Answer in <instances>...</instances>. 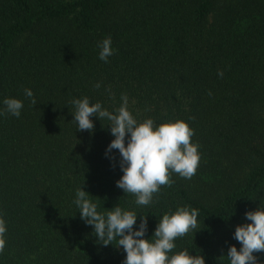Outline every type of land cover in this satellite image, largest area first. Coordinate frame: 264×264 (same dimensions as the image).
Masks as SVG:
<instances>
[{"label": "trees", "instance_id": "16d2710c", "mask_svg": "<svg viewBox=\"0 0 264 264\" xmlns=\"http://www.w3.org/2000/svg\"><path fill=\"white\" fill-rule=\"evenodd\" d=\"M123 94L138 121L184 119L199 145L196 174L173 173L147 206L116 186L110 122L94 115L89 132L73 120L72 100L114 111ZM5 98L24 106L19 117L0 115V264H123V247L98 243L81 219L82 186L99 212L133 210L134 228L147 216L149 239L165 213L198 209L200 229L177 238L173 253L205 264H230L236 226L264 206V0H0V112ZM254 255L264 264V252Z\"/></svg>", "mask_w": 264, "mask_h": 264}, {"label": "clouds", "instance_id": "9594fccd", "mask_svg": "<svg viewBox=\"0 0 264 264\" xmlns=\"http://www.w3.org/2000/svg\"><path fill=\"white\" fill-rule=\"evenodd\" d=\"M99 47V58L107 62L114 54L111 36L100 42ZM218 76L223 77V71H218ZM100 86L99 82L95 85L97 89ZM24 94L35 106L37 101L32 90L25 89ZM121 100L118 108L109 111L99 101L90 103L87 96L74 99L71 101L75 106L73 120L77 123V130L89 132L94 130L90 119L94 115L110 122L108 125L114 139L108 145L106 155L113 149L118 150L123 172L116 186L124 193L134 195L136 205L147 206L162 186L170 187L174 183L171 179L173 173L185 179L196 174L200 163L199 145L192 142L194 130L184 119L166 120L159 125L152 118L138 121L129 109L127 95L123 94ZM3 104L5 109L0 115L16 117L20 116L24 106L18 98H5ZM88 193L83 186L75 193L74 204L81 219L94 226L98 243L107 246L116 241V247H123L126 252L123 264H205L203 255H192L187 249L173 253L177 238L200 229L198 209L178 206L175 211L165 213L159 219L153 238L149 239L145 238L147 216L141 215L139 228H134L138 215L135 211L116 205L106 213L99 212ZM245 216L250 223L236 226L234 238L241 247L238 250L232 245L228 249L226 256L230 264H258L254 253L264 252V206L260 203L255 211H247ZM6 231V222L0 215V253L5 249Z\"/></svg>", "mask_w": 264, "mask_h": 264}]
</instances>
